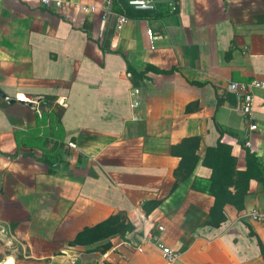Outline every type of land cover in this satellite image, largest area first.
I'll list each match as a JSON object with an SVG mask.
<instances>
[{"label":"crops","instance_id":"crops-1","mask_svg":"<svg viewBox=\"0 0 264 264\" xmlns=\"http://www.w3.org/2000/svg\"><path fill=\"white\" fill-rule=\"evenodd\" d=\"M63 1L0 0V91L15 99L0 94V264H165L152 242L135 247L150 233L174 264H264V223L250 216L264 213V174L212 225L202 162L220 141L236 171L246 149L264 171V87L249 116L229 89L264 82V0H177L121 28L114 4ZM187 137L197 162L182 177ZM117 212L134 225L125 238L71 243Z\"/></svg>","mask_w":264,"mask_h":264},{"label":"trees","instance_id":"trees-1","mask_svg":"<svg viewBox=\"0 0 264 264\" xmlns=\"http://www.w3.org/2000/svg\"><path fill=\"white\" fill-rule=\"evenodd\" d=\"M114 9L129 16L139 15L140 11L131 9L124 0H117ZM136 13V14H135ZM128 69L135 74L134 70ZM198 145V137L184 138L178 147H184L181 151L180 163L175 170L177 175L188 176L194 169L197 157L194 155ZM246 168L244 171H236L234 158L231 156V147L218 141L213 147H207L203 157V163L211 169L210 192L214 197L213 206L209 213V223L218 225L226 218L224 206L232 204L237 209L242 208L243 196L247 192L250 179L260 180L264 174L254 153L248 149L244 152ZM233 187V191L230 189ZM134 229V225L123 212L110 215L100 223L85 227L77 233L72 244H88L96 240L118 234L125 238L126 234Z\"/></svg>","mask_w":264,"mask_h":264},{"label":"built area","instance_id":"built-area-1","mask_svg":"<svg viewBox=\"0 0 264 264\" xmlns=\"http://www.w3.org/2000/svg\"><path fill=\"white\" fill-rule=\"evenodd\" d=\"M42 3L48 6L54 7L56 10H61L65 6V1L63 0H40ZM117 0H105L106 5H108V10L111 11L112 5ZM125 3L132 9L144 12L155 11L160 5H167L170 10H174L176 6L177 0H124ZM79 9L83 13L94 12L96 7L95 5H84L80 4ZM128 18L123 13L116 14V27L121 28L126 22ZM148 34L151 36V30H147ZM257 87H264V82H261L257 79H252L250 81H231L229 84V89L233 91L240 100L239 110L243 115L249 116L252 111L253 104V90ZM138 89H134V93H138ZM139 101H133L132 106L135 107L139 105ZM251 128H256L255 124L250 125ZM246 145L250 146V142L247 141ZM250 216L257 222L264 223V213L260 212H251ZM157 229L159 231L163 230L162 226H158ZM144 242H152L156 248L159 250L162 259L165 264H174V262L178 259L179 254L172 247L165 244L161 239L160 235L150 233L147 234L141 239V241L136 244V249L142 251V243ZM73 263V262H72Z\"/></svg>","mask_w":264,"mask_h":264},{"label":"water","instance_id":"water-1","mask_svg":"<svg viewBox=\"0 0 264 264\" xmlns=\"http://www.w3.org/2000/svg\"><path fill=\"white\" fill-rule=\"evenodd\" d=\"M2 97L6 98V96L0 91ZM9 102L15 101L14 98H6ZM50 166L58 168V165L55 162L50 163ZM2 234V227H0V235Z\"/></svg>","mask_w":264,"mask_h":264}]
</instances>
